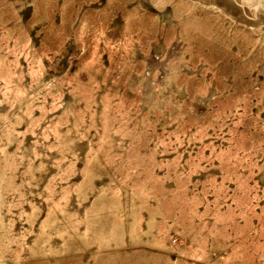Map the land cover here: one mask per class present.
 <instances>
[{
	"label": "rangeland",
	"instance_id": "obj_1",
	"mask_svg": "<svg viewBox=\"0 0 264 264\" xmlns=\"http://www.w3.org/2000/svg\"><path fill=\"white\" fill-rule=\"evenodd\" d=\"M0 264H264V0H0Z\"/></svg>",
	"mask_w": 264,
	"mask_h": 264
}]
</instances>
